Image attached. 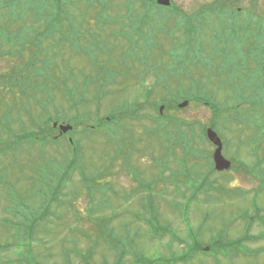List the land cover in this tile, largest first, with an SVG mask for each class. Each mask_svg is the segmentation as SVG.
Instances as JSON below:
<instances>
[{"label": "rangeland", "instance_id": "1", "mask_svg": "<svg viewBox=\"0 0 264 264\" xmlns=\"http://www.w3.org/2000/svg\"><path fill=\"white\" fill-rule=\"evenodd\" d=\"M171 1L191 16L188 32L180 30L179 18H162L157 9L143 25L137 20L143 9L124 14L128 0H63L55 50L64 55L59 68H48L60 93L52 100L39 95V103L71 130L54 145L23 146L15 157L2 151L12 138L0 134V264H117L113 249L127 252L122 264H132L134 255L171 259L187 250L192 228L203 242L234 241L245 218L264 219V0ZM218 2L227 5L203 9ZM8 68L1 60L0 72ZM187 94L194 98H183ZM201 96L219 107L215 130L233 161L223 173L210 171L214 147L201 131L215 115L196 101ZM184 99L186 107L168 110ZM161 100L168 101L166 115L187 123L174 134L182 138L173 149V137L151 118L158 114L151 104ZM42 106L33 107L41 120ZM125 109L138 118H123ZM108 114L121 121L96 131ZM166 125L168 131L175 126ZM70 140L77 147L73 157ZM150 216L176 237L155 235L137 221ZM19 221L26 222L22 236L15 234ZM250 233L255 240H241L259 249L264 225L252 220ZM189 264H264V252L219 261L201 256Z\"/></svg>", "mask_w": 264, "mask_h": 264}, {"label": "trees", "instance_id": "2", "mask_svg": "<svg viewBox=\"0 0 264 264\" xmlns=\"http://www.w3.org/2000/svg\"><path fill=\"white\" fill-rule=\"evenodd\" d=\"M144 3V5L141 4L144 14L137 19L143 25L150 20L149 11L155 8V3L152 1H144ZM65 8L63 0L0 1V11L3 9L4 12L0 13L3 16L0 19V62L1 60L9 62L7 72H0V95L1 93L3 95V98L0 97V107L3 105L2 102L5 105L4 109H0V132L5 131L10 135V130H13L14 157L18 147L25 141L34 143V145L45 146L52 139L53 128L50 122L46 121L39 124L38 119L33 114V107L42 105V102L39 103V95L44 93H49L47 97L48 100H51L56 87L59 85L48 68L54 67L60 56V52L55 50V46L61 42V38L57 37L56 32L61 28ZM135 9H137L136 6L132 7L130 13H133ZM30 12L33 16L32 19H34L31 23L28 20ZM162 18L164 17L162 16ZM27 27L33 31L30 32ZM95 46L98 47V45ZM50 83H53L54 86H50ZM6 87L8 91L5 92ZM68 94L71 96L70 92ZM65 99H69V97H65ZM201 99L204 103L207 100ZM210 106L216 113L217 106L212 103ZM174 108L175 106L170 107V109ZM30 121L38 125L36 132L28 125ZM173 123L175 131L170 133L181 132V125H187L186 122L179 124L178 121H173ZM163 125H165L164 121L160 128L162 131H164ZM173 146L174 144H172ZM2 151L8 154L10 152L9 144L3 145ZM148 224L153 233L161 229L152 220H149ZM163 232L171 234L173 238L176 236L168 227ZM191 232L192 242L187 244V250L183 254L174 257V263L181 261L187 264L195 257L198 258L200 254L210 256L214 261H219L220 256L230 258L233 253L246 256L250 254L248 250L240 247L242 245L241 240L231 242L219 238V240L214 239L208 243L200 240L199 233H195L194 230ZM205 244L210 245L209 252H203ZM145 261H147L146 264L171 262V260L166 259H145ZM134 264H140L138 257H135Z\"/></svg>", "mask_w": 264, "mask_h": 264}, {"label": "water", "instance_id": "3", "mask_svg": "<svg viewBox=\"0 0 264 264\" xmlns=\"http://www.w3.org/2000/svg\"><path fill=\"white\" fill-rule=\"evenodd\" d=\"M159 4L168 6L170 5V0H158ZM188 105V101L185 100L184 102H182L179 107L183 108L185 106ZM164 107H161V111L163 110ZM71 129V127H63V131H67ZM207 136L208 138L213 141L216 145H218L217 150L215 151L214 154V159H215V163H216V168L218 170H225V169H229L231 166V162L229 160H227L223 155H222V142L221 139L218 137L217 133L212 129L209 128L207 130Z\"/></svg>", "mask_w": 264, "mask_h": 264}, {"label": "bare ground", "instance_id": "4", "mask_svg": "<svg viewBox=\"0 0 264 264\" xmlns=\"http://www.w3.org/2000/svg\"><path fill=\"white\" fill-rule=\"evenodd\" d=\"M135 6H136L138 9H142L140 3L138 2V0H130V1L128 2L126 8H125V13H124V14L129 15V14H130V10H131V8H132V7H135ZM248 173H250V172H248ZM251 175H253V173H251Z\"/></svg>", "mask_w": 264, "mask_h": 264}]
</instances>
